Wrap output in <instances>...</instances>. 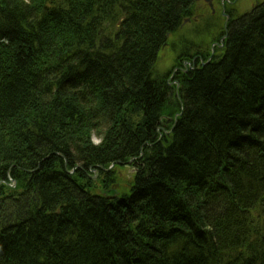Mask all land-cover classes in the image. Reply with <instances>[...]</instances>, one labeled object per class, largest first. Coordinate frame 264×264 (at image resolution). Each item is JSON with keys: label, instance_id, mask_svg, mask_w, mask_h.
<instances>
[{"label": "trees", "instance_id": "trees-1", "mask_svg": "<svg viewBox=\"0 0 264 264\" xmlns=\"http://www.w3.org/2000/svg\"><path fill=\"white\" fill-rule=\"evenodd\" d=\"M196 1L0 0V264H264V5L174 100L155 65Z\"/></svg>", "mask_w": 264, "mask_h": 264}, {"label": "rangeland", "instance_id": "rangeland-1", "mask_svg": "<svg viewBox=\"0 0 264 264\" xmlns=\"http://www.w3.org/2000/svg\"><path fill=\"white\" fill-rule=\"evenodd\" d=\"M212 3L213 6H210L205 0H197L195 3V14L183 20L180 27L168 35L167 42L159 51L155 73L164 76L170 72L168 84L172 87L177 86L172 92V95L175 93V97L172 96L174 100L177 97L179 88V83L175 78L177 72L180 70L188 72L191 67V65L185 67L184 63L189 61L180 60V56H193L199 55L198 52H204L209 54L208 59L211 60L214 55H220L224 48V41L228 34L226 27L230 20H235L245 14L254 13L258 6L264 5V0H213ZM206 63L203 61L202 65ZM179 115L180 113H176L173 116L166 115L165 117L176 119ZM166 127L170 128L168 123ZM91 137L93 144L101 142L102 138L96 133ZM113 166L112 169L116 172L117 182L110 189L116 190L119 195L125 194L130 189L129 185H132L135 174L138 171L137 166L134 163L124 165V167ZM92 174L91 178L96 185V189L101 188L100 183H96L101 180V175L96 171Z\"/></svg>", "mask_w": 264, "mask_h": 264}, {"label": "bare ground", "instance_id": "bare-ground-1", "mask_svg": "<svg viewBox=\"0 0 264 264\" xmlns=\"http://www.w3.org/2000/svg\"><path fill=\"white\" fill-rule=\"evenodd\" d=\"M226 29L228 30V26L226 27ZM191 66L195 68L196 65L191 64ZM189 70H191V68H189ZM168 74L169 73H167L166 75H168ZM176 122H177V118L176 119H170L168 117L163 116V118H161V120H160V124L158 123V126L156 127V133L157 134L153 138L154 141L150 142L149 146L154 148L155 146H157L160 143H162L161 145L165 146L167 144L168 140L167 139L163 140L164 139L163 136H168V137L172 136L173 129L175 127ZM167 123L169 124L170 128L166 127ZM159 126H160V128H159ZM143 157H144V152L141 151V154L138 157H134V160H132V159L128 160L126 165L136 163L135 162L136 160L141 159ZM134 165L137 166L138 163H136ZM95 171L97 172V170H93V172H95ZM102 190H111V189H102Z\"/></svg>", "mask_w": 264, "mask_h": 264}, {"label": "water", "instance_id": "water-1", "mask_svg": "<svg viewBox=\"0 0 264 264\" xmlns=\"http://www.w3.org/2000/svg\"><path fill=\"white\" fill-rule=\"evenodd\" d=\"M207 1L210 6H213V0H205ZM210 61V59H209ZM175 72V71H174ZM100 194H102L103 196H106L108 198H115L116 196H119L118 192L114 189H111V190H100Z\"/></svg>", "mask_w": 264, "mask_h": 264}, {"label": "flooded vegetation", "instance_id": "flooded-vegetation-1", "mask_svg": "<svg viewBox=\"0 0 264 264\" xmlns=\"http://www.w3.org/2000/svg\"><path fill=\"white\" fill-rule=\"evenodd\" d=\"M200 53H201V54H199V56L196 55V58H194V59H186V60L189 61V62H187V63L185 62V63H184V64H185L184 66H185V67H188V65H191V64L196 65V59H197L198 57H200V58L202 59V55H203L204 52H200ZM188 57L191 58V56H189V55H188ZM190 60H191V61H190ZM184 61H185V60H184ZM190 68L192 69L193 67L191 66Z\"/></svg>", "mask_w": 264, "mask_h": 264}]
</instances>
